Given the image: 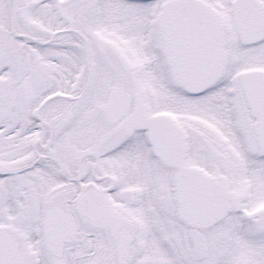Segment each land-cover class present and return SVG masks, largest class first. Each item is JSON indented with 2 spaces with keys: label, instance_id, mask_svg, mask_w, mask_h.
Segmentation results:
<instances>
[{
  "label": "snow or ice",
  "instance_id": "obj_1",
  "mask_svg": "<svg viewBox=\"0 0 264 264\" xmlns=\"http://www.w3.org/2000/svg\"><path fill=\"white\" fill-rule=\"evenodd\" d=\"M0 264H264V0H0Z\"/></svg>",
  "mask_w": 264,
  "mask_h": 264
}]
</instances>
